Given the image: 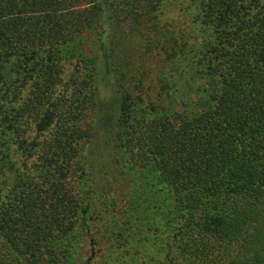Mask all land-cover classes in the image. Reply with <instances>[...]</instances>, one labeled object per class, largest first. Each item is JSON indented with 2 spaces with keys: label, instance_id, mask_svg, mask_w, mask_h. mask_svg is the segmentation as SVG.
I'll return each instance as SVG.
<instances>
[{
  "label": "trees",
  "instance_id": "1",
  "mask_svg": "<svg viewBox=\"0 0 264 264\" xmlns=\"http://www.w3.org/2000/svg\"><path fill=\"white\" fill-rule=\"evenodd\" d=\"M91 178L132 264H264V0H0V264H93Z\"/></svg>",
  "mask_w": 264,
  "mask_h": 264
},
{
  "label": "rangeland",
  "instance_id": "2",
  "mask_svg": "<svg viewBox=\"0 0 264 264\" xmlns=\"http://www.w3.org/2000/svg\"><path fill=\"white\" fill-rule=\"evenodd\" d=\"M65 63L67 64L64 73L65 78L70 75L77 76L78 73L82 72V63L79 59L72 58L66 60ZM91 179L90 183L92 188L95 187L94 191L96 193L94 199L98 204L97 220L91 229V233H94L97 239L93 251L96 260L93 264H132L133 262L139 263V260L155 258L154 249L155 245L159 244V240H156L155 245H152V241L150 238L148 239L143 230V210L141 207L139 210L136 207L132 208L128 203L131 201L127 192L130 183L127 184L126 195H123L118 187L115 188L117 190L113 195L116 199L115 205L106 208L100 204H103L102 201L105 199L108 201L109 195H105L102 190H98V179ZM83 182H85L83 177L81 180H72V189L77 190L81 186L77 193L85 191L86 185ZM77 185L78 187H75ZM132 187L133 185L130 186V189ZM83 197L82 194V199ZM132 198L135 200L134 190ZM113 224H116L117 227ZM106 240L112 242V247H108ZM77 251L81 252V248L79 247Z\"/></svg>",
  "mask_w": 264,
  "mask_h": 264
}]
</instances>
